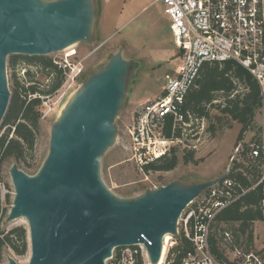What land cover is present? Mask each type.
<instances>
[{
    "label": "water",
    "instance_id": "95a60500",
    "mask_svg": "<svg viewBox=\"0 0 264 264\" xmlns=\"http://www.w3.org/2000/svg\"><path fill=\"white\" fill-rule=\"evenodd\" d=\"M92 0H0V126L11 92L7 58L45 56L92 40ZM133 63L121 53L90 76L54 124L49 153L30 176L13 165L15 197L7 221L25 219L31 244L28 264H106L115 249L147 248L159 264L166 236H179L186 209L221 177L172 183L133 199L114 195L101 176V162L118 138L116 119ZM65 105V106H66ZM9 264H18L10 257Z\"/></svg>",
    "mask_w": 264,
    "mask_h": 264
},
{
    "label": "rangeland",
    "instance_id": "374dc122",
    "mask_svg": "<svg viewBox=\"0 0 264 264\" xmlns=\"http://www.w3.org/2000/svg\"><path fill=\"white\" fill-rule=\"evenodd\" d=\"M92 2L95 7L92 40L61 52L40 56L52 60L61 69L64 65H69L70 70L75 73L74 85L60 105L48 115H45L44 102L50 103L51 99L53 101L58 91L51 96L44 94L40 96L41 105L38 111L41 113V118L35 132L36 142L33 152H26L20 163L12 157L5 159L3 163L1 161L0 230L2 232L7 233L19 226L28 230L29 225L23 218L13 222L7 221L15 197V188L10 175L11 168L13 165H18L30 176L39 172L49 153L53 126L65 105L90 76L107 65L111 57L118 53L132 62L133 68L123 106L115 122L118 131L117 141L106 152L101 162L102 179L114 195L121 199H133L149 190L172 183L189 185L211 181L224 175L228 169L235 175L243 174L249 181H255L249 169L251 160L248 146L258 134L259 112L257 111L254 123L242 139H239L242 125L223 116L220 108L215 105L207 106L209 118H191L185 126L182 142L171 147V151L175 149L179 157L178 166L173 171L146 173L136 167L131 161L128 128L133 124L138 109L163 93L167 75L172 74L179 64V53L170 29L171 22L165 13L164 4L155 0H92ZM24 57L37 56L12 54L7 58L8 84L11 92L9 107L15 88L14 75L20 84H26L27 87L35 85L39 92L49 91L52 85V80L47 77L43 67L28 65ZM13 60L18 61L15 68L12 67ZM64 82L65 80L63 84ZM215 95L223 101L221 94ZM218 117H222L223 120H219ZM3 122L0 126V135L9 129V126L3 127ZM192 152L193 159L185 163L184 156ZM238 228L239 225L236 223L215 222L213 226L212 236H215L218 242L223 259L229 264L241 261L236 258L234 249L226 240L225 234L229 233L233 244L241 252L254 254L264 264V219L255 222L244 234L239 232ZM179 233H182L180 225ZM178 237L175 240L179 242ZM10 257L18 264L29 263L31 258L29 234L26 254L18 256L5 247L0 264H9Z\"/></svg>",
    "mask_w": 264,
    "mask_h": 264
},
{
    "label": "built area",
    "instance_id": "2783aa9c",
    "mask_svg": "<svg viewBox=\"0 0 264 264\" xmlns=\"http://www.w3.org/2000/svg\"><path fill=\"white\" fill-rule=\"evenodd\" d=\"M165 6L170 29L179 53V64L167 75L163 93L143 104L128 128L131 141V161L141 171L171 154V147L182 140L175 138L177 130L183 136L187 125L184 110L186 98L194 86L202 67L207 63L235 62L245 68L258 82L262 102L259 112L258 134L248 146L251 173L255 181L244 189L230 169L227 176L197 198L184 212L180 226L193 248L187 251L181 264H228L211 250L210 237L218 215L251 190L259 189L262 198L258 209L264 217V0H155ZM66 79L53 101L44 102L45 115L60 105L73 88L75 73L69 65L62 68ZM33 97H37L33 95ZM172 137H166V130ZM2 134L0 135L1 140ZM239 151V149H238ZM4 150L0 147V164ZM1 186V184H0ZM181 234L179 233V236ZM226 240L241 261L235 264H262L254 254H245ZM177 237L164 238L166 255L163 264L178 245ZM106 264H151L144 244L115 249Z\"/></svg>",
    "mask_w": 264,
    "mask_h": 264
},
{
    "label": "trees",
    "instance_id": "16d2710c",
    "mask_svg": "<svg viewBox=\"0 0 264 264\" xmlns=\"http://www.w3.org/2000/svg\"><path fill=\"white\" fill-rule=\"evenodd\" d=\"M24 59L28 65L43 67L47 77L51 78L52 85L49 91L39 92L35 85L27 87L26 84H20L14 75L15 88L12 102L3 122V127L9 126V129L2 135L0 140V147L4 150L2 163L10 157L15 158L16 162L20 163L26 152H33L36 142L35 132L39 127L41 118V113L38 111L41 105L40 96L42 94L44 96L55 94L62 87L65 80L63 70L52 60L40 56L24 57ZM17 62L13 60V68H15ZM216 93L221 94L220 97H223V101L216 98ZM33 95L37 97L35 98ZM222 102L224 103L222 104ZM261 102L260 86L245 68L232 61L225 63L214 62L207 63L202 67L194 86L186 98L184 110L187 113V122L189 123L193 117L195 119L209 118L210 114L207 106L215 105V107L220 108L223 116H227L242 125L239 136V139H242L245 132L254 123ZM218 118L223 120L222 117ZM172 134V130L169 127L166 130V137L171 138ZM174 136L182 140V130H177ZM193 156V152L185 155V163H189ZM178 163L179 157L176 150L173 149L170 155L147 165L145 172H170L178 166ZM232 176L238 179L244 189L251 187L252 183L243 174H234ZM261 198L262 194L259 189L249 191L236 203L221 212L216 219V223H236L239 225L238 231L242 234L246 233L255 222L264 219L258 209ZM178 239V245L168 257L170 264H181L185 253L193 248L192 243L184 237L183 233ZM210 244L212 253L218 259L224 260L215 236L211 235ZM5 247L18 256H24L28 250V230L23 226L16 227L7 233L0 230V258Z\"/></svg>",
    "mask_w": 264,
    "mask_h": 264
},
{
    "label": "bare ground",
    "instance_id": "6f19581e",
    "mask_svg": "<svg viewBox=\"0 0 264 264\" xmlns=\"http://www.w3.org/2000/svg\"><path fill=\"white\" fill-rule=\"evenodd\" d=\"M67 107V105L65 106ZM170 239V236H166V241H169ZM166 246L164 245V249H163V254H162V258H161V261L159 264H163L164 263V260H165V255H166Z\"/></svg>",
    "mask_w": 264,
    "mask_h": 264
}]
</instances>
